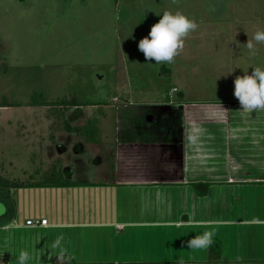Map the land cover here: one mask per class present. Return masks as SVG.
<instances>
[{
    "label": "crops",
    "instance_id": "obj_1",
    "mask_svg": "<svg viewBox=\"0 0 264 264\" xmlns=\"http://www.w3.org/2000/svg\"><path fill=\"white\" fill-rule=\"evenodd\" d=\"M117 95L78 107L49 136L34 173L59 180L7 190L17 202L0 216V264L21 250L29 264H264V111L180 87ZM206 231L210 247L187 248Z\"/></svg>",
    "mask_w": 264,
    "mask_h": 264
},
{
    "label": "rangeland",
    "instance_id": "obj_2",
    "mask_svg": "<svg viewBox=\"0 0 264 264\" xmlns=\"http://www.w3.org/2000/svg\"><path fill=\"white\" fill-rule=\"evenodd\" d=\"M164 11H180L198 28L172 63L156 64L138 43ZM258 30L264 31V0H0V104L37 95L44 101L76 95L102 102L117 94L155 100L173 85L193 100L235 98L237 76L264 70V43L253 41L254 56L246 48ZM90 108L87 113L97 111ZM73 109L69 114L78 112ZM63 117L52 106H0V173L59 180L54 169L53 178L34 172ZM7 190L0 188V216L17 202Z\"/></svg>",
    "mask_w": 264,
    "mask_h": 264
},
{
    "label": "clouds",
    "instance_id": "obj_3",
    "mask_svg": "<svg viewBox=\"0 0 264 264\" xmlns=\"http://www.w3.org/2000/svg\"><path fill=\"white\" fill-rule=\"evenodd\" d=\"M148 34L138 43V49L149 62L169 64L184 47V39L197 30L198 24L180 11H164ZM256 44L264 43V31H256L253 40L246 43L250 55L256 54ZM234 96L238 99L242 112L264 111V70L254 68L251 74L245 72L234 80ZM214 233L211 231L195 235L187 241L190 250H203L212 245ZM31 256L27 251H19L16 264H29ZM183 264V262H181Z\"/></svg>",
    "mask_w": 264,
    "mask_h": 264
},
{
    "label": "trees",
    "instance_id": "obj_4",
    "mask_svg": "<svg viewBox=\"0 0 264 264\" xmlns=\"http://www.w3.org/2000/svg\"><path fill=\"white\" fill-rule=\"evenodd\" d=\"M36 96V95H35ZM106 101L102 102H94L91 100H85L80 101L77 96H64L63 98H58L56 100L52 101H44L37 99V96L35 99H33L30 102H19V103H8L7 101L4 103H1L0 106H52L55 108V110L59 111L60 114H64L69 108L76 106V105H103ZM58 108V109H56ZM70 129V128H69ZM34 183H25L24 181L9 178L8 176H4L0 173V188H18L26 185H32Z\"/></svg>",
    "mask_w": 264,
    "mask_h": 264
},
{
    "label": "built area",
    "instance_id": "obj_5",
    "mask_svg": "<svg viewBox=\"0 0 264 264\" xmlns=\"http://www.w3.org/2000/svg\"><path fill=\"white\" fill-rule=\"evenodd\" d=\"M176 91V88H172L170 91V95H172L173 92ZM48 224V220L46 218H41V219H29L26 221V225L29 226H45Z\"/></svg>",
    "mask_w": 264,
    "mask_h": 264
},
{
    "label": "flooded vegetation",
    "instance_id": "obj_6",
    "mask_svg": "<svg viewBox=\"0 0 264 264\" xmlns=\"http://www.w3.org/2000/svg\"><path fill=\"white\" fill-rule=\"evenodd\" d=\"M0 52H1V44H0ZM173 88H176V91L174 92V93H177L178 92V88L177 87H173ZM173 94V93H172ZM36 95V94H35ZM76 96V95H75ZM37 97H38V95H37ZM42 100V99H41ZM80 106H82V105H76V106H73V107H71V108H69L64 114H61V115H64V117L66 116V115H70V114H72V113H70L69 114V112H70V110L71 109H73V110H75V109H77L78 107H80ZM85 106H94L93 104H88V105H85ZM16 107H18V106H16ZM19 107H22V106H19ZM24 107V106H23ZM26 107H39V106H26ZM91 110V109H90ZM69 111V112H68ZM88 112V111H87ZM63 117V118H64ZM66 123L64 122V125H65ZM68 130L70 131V132H75L76 131V129H73L71 126H70V129L68 128Z\"/></svg>",
    "mask_w": 264,
    "mask_h": 264
}]
</instances>
